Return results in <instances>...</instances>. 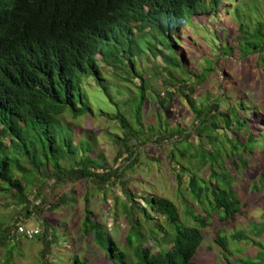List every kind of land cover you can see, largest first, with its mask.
Segmentation results:
<instances>
[{"label":"trees","instance_id":"16d2710c","mask_svg":"<svg viewBox=\"0 0 264 264\" xmlns=\"http://www.w3.org/2000/svg\"><path fill=\"white\" fill-rule=\"evenodd\" d=\"M228 1L0 0V196L23 205L19 217L9 223H0V247L14 239L16 234L13 231L17 223L23 224L24 219L33 216L41 223L40 235L35 239L43 246L42 264H49L45 256L50 253V245L56 244L57 237L51 231V226L40 218L70 202L68 195L58 193L59 189L70 184L91 182L99 192H105L111 180L119 179L138 163V152L146 145L139 138L145 136L146 140L150 139L157 145H162L165 140L171 142L174 137H178L174 143L187 142L195 137L202 165L212 167L209 183L203 182L183 166L176 174V183L180 186L181 176L189 175L186 195L200 205H205L201 204L205 199L204 203L217 215V219L228 221L238 214L240 201L233 180L228 173L217 174L214 170L219 158L214 152L219 135L217 131H222L223 137L226 133L232 136L231 140L224 138L232 154L238 153L241 148L255 155L258 149L264 148V76L259 82H253L251 87L255 97L259 95L262 98V104H255L249 96L237 90L233 91V97L228 95L227 91L234 89V84L226 78L224 65L235 56L242 61L252 59L256 69L264 72V23L256 21L248 25L240 20L237 45L223 42L226 46L218 49L212 58V67L203 69L200 74H193L192 85L183 80L174 83L187 98V105L195 119L190 132L173 130L146 135L140 128L132 130L123 117L110 118L117 120L122 133V138L113 140L117 147L114 162L120 160L113 170L97 161L96 157H91L88 145L82 151L81 140L73 135L70 137V134H62L73 127H61L59 119L66 112L72 120L93 116L80 88L81 78H93L105 93L100 82L99 65L111 66L116 71L112 76L115 77L119 66L128 68L129 62L132 67L126 70L127 75L120 72L119 79L140 91V102L134 111L135 123L140 124L137 116L146 99V86L144 78L132 71L133 60L143 58L148 61L149 58L145 57L148 52L157 61L153 62L154 66L173 79L172 71H182L184 61L177 49L178 34L190 19L202 16V22ZM256 1L264 6V0ZM218 73L224 74V80L218 77L219 92L215 100L197 108L185 91L194 94L211 74L217 80ZM135 79L138 83L133 81ZM165 94L172 96L169 92ZM153 95L161 106L163 102L167 104L159 100L160 94L156 91ZM126 104L132 105L129 101L123 105L126 107ZM151 129L148 128V132ZM202 142L209 144L213 151L202 149ZM123 155L126 156L122 158ZM173 156L174 153L169 158L173 160ZM233 165L239 170L249 163L244 159L240 165L236 162ZM213 179L214 182H211ZM36 180L41 183L33 196L39 200L37 205L25 195V190ZM121 188L129 203L124 205L130 228L125 245L136 246L135 262L129 261L111 239L104 240L102 233L105 232L101 226L90 220L91 212L86 200L82 232L90 236L89 244L104 249L102 260L106 264H198L193 262V256L203 238L201 229L210 223V213L199 217L188 209L192 222L187 225L169 200L144 197L145 206L142 207L134 200L126 184L121 183ZM151 213L164 218L169 229L163 231L159 228L152 220ZM147 224L148 230L145 229ZM157 228L162 232V239H156V244L151 247L156 248L161 242L164 247L152 252L144 243L155 239ZM263 231L264 228L259 233ZM230 240L243 241L239 235L230 236ZM215 242L223 252H228L226 239L217 238ZM262 257L263 253H260L255 262L242 260L241 264H264L259 260ZM71 264L89 263L87 258L74 256Z\"/></svg>","mask_w":264,"mask_h":264},{"label":"rangeland","instance_id":"374dc122","mask_svg":"<svg viewBox=\"0 0 264 264\" xmlns=\"http://www.w3.org/2000/svg\"><path fill=\"white\" fill-rule=\"evenodd\" d=\"M201 1L205 2V0ZM250 1L230 0L224 2L222 7H219L202 22H200L202 16L189 20L176 39L177 49L179 54L184 57V61L181 64L182 71H172L173 79H169L161 68L154 66L153 62L157 61L153 60L148 52L145 54V57L149 58L148 61L143 58L133 60L132 71L136 72L138 77L144 78V86H146V99L137 116L140 124L135 123L136 118L134 117V111L140 102V91L132 84H123L119 79L120 72H125L127 75L126 70L132 67L131 63L127 62L128 68H123L120 65L115 77H112L116 73L115 69L108 65H101V63L99 65L100 82L105 93L91 77H82L80 81V88L93 116L72 120L70 114L66 112L59 118L60 126L73 128L61 133L68 136L70 134V137L73 135L81 140L80 149L82 151H85L88 145L89 155L96 157L97 161L113 170L120 162V160L114 162L117 147L113 140L122 138V133L117 120L115 122L110 118L123 117L132 130L140 128L146 135H150V133L163 134V132L173 130L190 132L195 119L187 105V98L175 86L176 82L183 80L188 85H192L194 83L193 74H200L203 69L212 67V58L218 53V49L226 46L223 42L227 41L232 46L237 45L240 37L238 29L240 20L248 25H253L256 21L264 23L263 4L261 5L256 0H253L251 4ZM236 11L239 18L235 16ZM233 58L231 62L224 65L227 71L226 78L234 84V89L227 91L228 95L233 97V91L237 90L249 96L255 104H262V98L259 95L255 97V92L251 87L253 82L262 80L264 72L256 69L252 59L242 61L238 57L234 56ZM218 77L224 80L223 73H218L217 80L215 75L211 74L204 84L196 88L194 94L191 95L186 90L185 95H189L197 108L204 106L207 102L215 100L217 92H219ZM133 81L138 83L136 79ZM165 83L170 86H166ZM154 91L160 94L159 100H164L167 104L163 101V106L159 102L157 103L154 99ZM166 92L172 96L167 97ZM127 101L132 105L126 104L125 107L123 104ZM148 128H152V131L148 132ZM217 134L219 135L214 152L219 155L216 161L219 168L214 166V170L217 174L228 173L233 180V186L240 201L238 214L228 221H221L217 219L216 214L209 210V206L204 203L205 199L201 203L205 205H200L190 195H186L185 189L189 175L181 176L180 186L176 183V174L181 166L192 171L203 182L209 183L212 167L209 164L202 165L197 152L198 140L195 137L180 143H174L178 140V137H174L171 142L165 140L162 145H157L154 141L150 142L152 141L150 139L146 140V136L140 137V141H145L146 145L144 150L138 152V163L119 179L111 180L112 183L107 184L105 192H99L91 182L70 184L59 189L58 193L68 195L70 202L40 218L41 221L44 220L51 226V231L57 237L56 244L50 245V253L45 256V260L49 264H71L72 258L78 256L80 259L87 258L89 264H103V262L106 264L102 260L104 249H98L93 243L89 244L90 236L87 237L82 232L86 200L88 199V211L91 212L90 220L96 221L101 226L102 231L105 232V234L102 233L104 240L111 239L118 250L126 254L129 261L135 262L136 246L131 244L130 247H126L125 245L130 228L124 211L126 207L124 205L129 204L122 193L121 183H124L135 197L134 200L142 207L145 206L143 200L146 197H161L169 200L176 206L181 220L187 225L192 222L187 213L188 209L199 217L210 213V219L208 218L210 223L206 228L201 229L203 238L193 256V262L198 264H241L242 260L255 262L260 253H263V257L259 260L264 263V231L259 233L264 228V148L258 149L255 155L244 152L241 148L238 149V153L232 154L230 146L225 141L226 138L232 139L230 133H226L223 137L222 131L219 130ZM201 145L205 151H213L209 144L202 142ZM172 153H174L173 160L169 158ZM180 154L183 156L181 157ZM124 156L126 155H123L122 158ZM244 159L249 165L236 170L233 162L240 165ZM211 182H214V179ZM40 184L39 180L33 181L25 190L26 197L30 202L35 201V205L39 200H35L33 196ZM116 200L119 201L116 202ZM21 209H23V205L16 204L14 200L6 196H0V223H9L19 217ZM150 216L163 231L169 229L164 218L154 213H151ZM23 224L27 228L38 227L41 230V223L33 216L24 219ZM148 228L149 224L145 225V229L148 230ZM252 231L256 234H253ZM232 235L241 236L243 241L230 240ZM154 238L151 241H146L144 246L152 249L151 246L156 244V239H162V232L158 228L154 233ZM217 238L226 239L228 252H223L216 244ZM163 247L161 242L158 247L152 249V252L159 251ZM42 251L43 246L37 239L26 240L15 236L8 244L0 247V264H42L44 262Z\"/></svg>","mask_w":264,"mask_h":264},{"label":"built area","instance_id":"2783aa9c","mask_svg":"<svg viewBox=\"0 0 264 264\" xmlns=\"http://www.w3.org/2000/svg\"><path fill=\"white\" fill-rule=\"evenodd\" d=\"M13 232L17 237H21L26 240H33L40 235L41 230L38 227L27 228L24 224L17 223Z\"/></svg>","mask_w":264,"mask_h":264}]
</instances>
